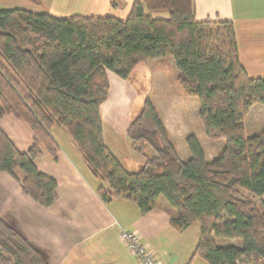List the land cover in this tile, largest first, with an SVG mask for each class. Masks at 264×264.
Here are the masks:
<instances>
[{"label":"trees","instance_id":"obj_1","mask_svg":"<svg viewBox=\"0 0 264 264\" xmlns=\"http://www.w3.org/2000/svg\"><path fill=\"white\" fill-rule=\"evenodd\" d=\"M163 56L172 58L184 93L198 100L205 136L224 145L209 161L190 133V155L181 159L146 97L125 130L130 150L143 158L131 171L103 137L108 73L127 79L137 64ZM254 103L264 105V75H249L240 62L234 23L196 20L195 0H132L124 18L0 7V119L11 115L33 132L31 147L19 151L0 127V173L41 206L56 200L57 183L35 158L44 151L56 160L49 131L58 125L100 181L95 191L103 202L123 197L145 213L163 199L173 229L199 223L190 260L264 264V200L256 199L264 194V126L246 136L243 122ZM217 237L242 244L221 246ZM0 264L48 262L0 216Z\"/></svg>","mask_w":264,"mask_h":264},{"label":"crops","instance_id":"obj_2","mask_svg":"<svg viewBox=\"0 0 264 264\" xmlns=\"http://www.w3.org/2000/svg\"><path fill=\"white\" fill-rule=\"evenodd\" d=\"M112 2L116 4L112 5ZM131 2L132 0H48L47 4H50L47 8H26L57 17L110 14L124 18ZM20 6L19 8H23ZM14 7L17 6L11 8ZM65 7L68 11H59ZM59 13L63 14L58 16ZM195 18L231 20L235 27L240 62L249 75H264V0H195ZM158 59H166L174 65L169 56ZM149 61L143 64L148 73ZM109 78L118 88L123 81H127L113 74ZM112 91L110 87L109 93H113ZM116 92L117 88L114 93ZM151 102L164 123L169 138L174 142L172 134L175 133V128L171 126V121L161 117L155 101L152 99ZM102 106L103 137L111 152L119 161L123 160L127 149L132 153V160L143 159L130 150L129 140L125 135L130 114H118L116 122L115 119L104 117ZM178 117L181 118L182 115L178 113ZM171 118L176 119L177 116L172 115ZM122 123L123 129L119 126ZM0 127L19 151H26L31 147L33 132L25 122L6 114L0 119ZM60 129L58 136L61 139L58 143L55 141L59 148L56 160L44 151L35 158L38 169L56 180V200L48 206H41L21 191L14 177L0 173V216L39 247L48 264H139L120 240V227L135 232L141 242L162 259L163 264H188L198 240L199 223L195 221L182 231H176L169 224L163 199H159L158 204L145 213L139 211L134 201L123 197H115L109 203L103 202L95 191L99 183H93L95 181L90 176L86 179L79 170L85 165L84 171L91 175L77 145L64 134L62 127ZM124 150L126 151L123 153ZM76 162L79 163L78 167ZM14 172L18 178L21 176L17 169ZM233 241L231 239L223 246H237Z\"/></svg>","mask_w":264,"mask_h":264},{"label":"rangeland","instance_id":"obj_3","mask_svg":"<svg viewBox=\"0 0 264 264\" xmlns=\"http://www.w3.org/2000/svg\"><path fill=\"white\" fill-rule=\"evenodd\" d=\"M47 1L48 0H0V7L11 8L13 6L19 7V5H21L20 7H23L25 9H28L26 7L34 8L39 6H41V9H44L47 8L48 5L50 4V3L47 4ZM59 11H68V8L67 7L62 8ZM60 14L63 13H59L58 16H60ZM143 64L144 63H139L137 65L138 68H136L135 66L131 71V73L129 74L128 78L122 79L127 81L126 82L123 81L124 83L119 88L118 85H116L109 78L111 74L113 75L115 74L109 71L108 80L111 89H113L112 91L113 93H108L107 98L101 104L103 105L102 110H104V117L105 118L107 117L110 120L115 119L117 122V119L115 117L118 114L121 115L130 114L129 118L131 121V119L139 112L143 100L146 97H148L150 101L153 99L155 101L156 106L158 107L161 117H164V119L169 118V120L171 121V126L175 128L174 130L175 133L172 134V137L175 142V144L173 142V144L175 145L174 148L176 149V152L179 155V157L181 159H187L189 157L190 154L185 144V136L187 134L192 133L195 134V136H197L198 140L202 145L207 160L210 161L218 154V152L224 145V140L208 139L205 136L203 125L200 119L198 118V112H197L198 100L194 97L185 94L182 88L179 86L176 80L178 71L175 69L174 65L168 63L166 59L162 61V59L156 58L154 61L150 60L147 63L148 64L147 66L149 68V73H148V71L144 69L146 67ZM116 88H117V92L114 93V91H116ZM178 113L182 115L181 118L178 117ZM172 115L174 116L176 115L177 118L170 119ZM243 122L245 126L246 136H251L253 134L259 133L264 126V105L260 103H254L249 108L248 112L245 114ZM119 126L121 129H123L124 124L122 123ZM60 128H61L60 126L58 127V125H56L54 128L52 127V130L54 129L52 133H50L51 130L49 131L50 135L52 136V138H54L55 141H57V143L61 139L60 135L58 136L59 132H61ZM64 134L67 135L65 132ZM125 151L126 150H124L123 153ZM66 153L70 156V153L68 152ZM131 154L132 153L129 151V149H127L125 156H123L124 157L123 160L120 162L124 165L126 169L132 171V170H136L138 166L142 164L143 159H140V161H134L131 159L132 156ZM138 163L140 164L137 165ZM76 165L78 167L79 163L76 162ZM17 170L21 172L19 169ZM79 170L81 171L82 175L86 177V179H88L87 176H90L92 180L95 181L93 182L90 179V182H93L95 184H98L100 182L92 175H88L87 171H84L85 165L84 167H81ZM256 199L264 200V194ZM231 239L233 240V238L217 237L216 243L218 245L223 246L227 242L231 241ZM233 242H235V245L239 247L242 244L240 239H234ZM201 263L208 264L198 256L192 257V259L189 262V264H201Z\"/></svg>","mask_w":264,"mask_h":264},{"label":"built area","instance_id":"obj_4","mask_svg":"<svg viewBox=\"0 0 264 264\" xmlns=\"http://www.w3.org/2000/svg\"><path fill=\"white\" fill-rule=\"evenodd\" d=\"M118 235L139 264H163L158 255L142 243L135 232L120 227Z\"/></svg>","mask_w":264,"mask_h":264}]
</instances>
